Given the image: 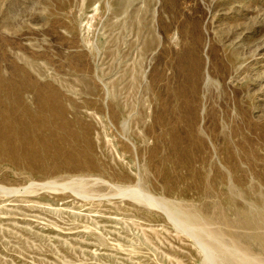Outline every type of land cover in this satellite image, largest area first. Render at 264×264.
Listing matches in <instances>:
<instances>
[{
  "label": "rangeland",
  "instance_id": "1",
  "mask_svg": "<svg viewBox=\"0 0 264 264\" xmlns=\"http://www.w3.org/2000/svg\"><path fill=\"white\" fill-rule=\"evenodd\" d=\"M26 109L0 264H264V0H0V122Z\"/></svg>",
  "mask_w": 264,
  "mask_h": 264
},
{
  "label": "bare ground",
  "instance_id": "2",
  "mask_svg": "<svg viewBox=\"0 0 264 264\" xmlns=\"http://www.w3.org/2000/svg\"><path fill=\"white\" fill-rule=\"evenodd\" d=\"M25 114L32 120L29 122H22L20 120L17 123H13L12 121H5L4 123L0 122V143L5 147H9L8 150L10 153L15 155V161L21 162L20 159H24V161L31 163L32 156H34L38 150V148H34L33 145L39 142H45L44 138L42 137V130L44 128L47 130L50 129L45 126L47 123L45 119L40 117L34 118V115L31 113V111H29V109L25 110ZM49 133H51V131ZM25 144H31L30 148L23 149V147L25 148ZM1 151L2 150H0V155ZM5 152H7V149L2 151L3 154ZM183 219L189 224L194 218L188 217V220H186L183 216ZM217 235V233L211 234L213 241H216V237H218ZM242 264L254 263L245 260Z\"/></svg>",
  "mask_w": 264,
  "mask_h": 264
}]
</instances>
